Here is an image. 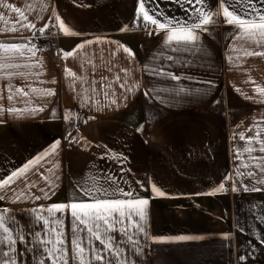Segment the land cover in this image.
I'll return each instance as SVG.
<instances>
[{
  "label": "crops",
  "instance_id": "crops-1",
  "mask_svg": "<svg viewBox=\"0 0 264 264\" xmlns=\"http://www.w3.org/2000/svg\"><path fill=\"white\" fill-rule=\"evenodd\" d=\"M8 2L21 7L36 28L5 32L0 34V42L29 43L33 32L41 35L38 29L49 24L41 40L55 41L60 58L57 61L48 52L37 50L34 57L26 53L19 61L30 65L39 62L37 67L19 69L27 73L26 77L9 78L0 70V108L4 109L0 116V179L35 160L57 141L60 144L53 155L26 173L27 182L35 181L36 187L25 188L24 180L16 181L6 199L0 201V208L14 212L27 226V210L33 207L91 202L82 189L90 186L91 178L102 179L106 172L117 180L126 177L127 183L120 182L125 191L131 187L134 198L150 200L149 216L143 222L146 235L136 237L144 254L133 256V262L264 264V185H255L252 177L235 175L237 167L245 163L249 167H240L241 172L253 171L257 180L264 179V173L254 167L260 161L250 160L247 152L236 158L234 152H243L247 145L238 135L233 139L241 131L246 137L255 136L248 129L256 123L264 129V96L255 90L264 87V56L244 55L245 49L264 53V46L251 43L241 48L239 32L225 23L222 10L219 23L206 26L211 31L202 33V51L173 53L164 46L163 31L156 33L155 26L147 30L133 26L138 0ZM217 6V0L205 5L213 9ZM257 6L264 10V2L258 0ZM240 7L243 5L237 11ZM146 8H156L177 19L188 17L174 0H153ZM0 11L10 17L9 24L0 22V27H10L16 14ZM54 13L61 17L67 32L59 27ZM157 18L162 20L161 16ZM149 31L153 34L148 35ZM82 44L83 48L78 47ZM124 46L134 53L133 57L123 51ZM67 52L73 55L65 56ZM160 52L180 57L181 62L154 59ZM145 65L164 67L192 79L171 81L152 74ZM68 70L75 76L67 75ZM181 87L191 93L176 95L173 90ZM16 88L29 94L15 95ZM33 88L38 91L33 92ZM129 88L132 91H127ZM45 89L55 94L40 95ZM155 89L164 91L157 94ZM145 92L150 93L147 99ZM10 94L14 96L12 101L7 99ZM112 99L116 104H111ZM11 107L44 110L20 117L8 113ZM260 139L264 140V132ZM251 146L257 149L252 156L264 157L258 151L259 144L254 141ZM106 153L107 158L101 159ZM111 153H122L127 159L123 163L114 161ZM234 181L239 191H232ZM153 183L166 193L164 197L155 196ZM221 183L226 192L217 191ZM245 185H255L261 191H243ZM22 188L41 199L12 202L8 198L13 196L12 189ZM41 188L50 198H44ZM63 218L65 247L72 264L70 210ZM177 236L193 239L155 242V238ZM27 244V240L18 243V252ZM241 256L246 259L241 261ZM22 264H33L31 253L23 256Z\"/></svg>",
  "mask_w": 264,
  "mask_h": 264
},
{
  "label": "snow or ice",
  "instance_id": "snow-or-ice-1",
  "mask_svg": "<svg viewBox=\"0 0 264 264\" xmlns=\"http://www.w3.org/2000/svg\"><path fill=\"white\" fill-rule=\"evenodd\" d=\"M174 2L184 8L188 14L187 19L181 17H168L164 13H160L156 8H146V4L153 3V0H138V9L133 18V26L141 27L143 29H150L151 26H155L156 33L164 32L163 43L164 46L173 53L183 52H200L202 33H208L211 31L206 26L210 24L219 23V17L222 16L224 21L228 25L235 26V29L239 32L237 37L238 41H241V48L244 44L255 43L258 47L264 46V10L257 6L258 0H217L218 6L213 9L211 7H205L210 3V0H174ZM264 2V0H260ZM185 5H191V8L184 7ZM240 7L239 11L237 8ZM28 11L33 9L29 5ZM0 9H5L8 12L16 14L15 22L10 27H0V34L5 32L16 33L21 28L31 31L36 28V24L28 21V16L25 11L8 0H0ZM231 9V10H230ZM151 13V14H150ZM55 21L65 32L68 29L65 27L63 20L58 14H55ZM161 16V19L157 17ZM10 17L6 11H0V22L4 25L9 24ZM52 17H49L51 22ZM20 25V28L17 27ZM56 24H52V27H56ZM49 27V24H45L44 27L38 29L39 33L43 35L45 30ZM123 30V29H122ZM153 32L149 31L148 35H152ZM215 35V32H212ZM35 37V32H33ZM99 41V38H97ZM87 44H91L92 41H87ZM83 48L84 45L78 46ZM36 46L29 43H3L0 42V70L5 71L6 75L11 78L14 76L26 77L27 73L19 71L21 68L31 69L37 67V65L21 64L19 61L25 59L26 53H31V57L36 55ZM123 51L127 53L129 57H133L134 53L126 46L123 47ZM235 51V49H233ZM73 55L72 52L65 53V56ZM246 56H264V53L259 51H247L244 50ZM31 57H27L31 59ZM154 59L163 58L173 64L180 63V57H174L173 55H165L164 52H160ZM231 61L233 58L229 56ZM145 68L152 74L161 77H167L171 81H180L182 79H192L191 76H178L171 71L165 70L164 67H149L145 65ZM127 71V70H125ZM36 75H40L37 73ZM67 75L75 76V73L68 70ZM119 80V76L116 77ZM55 83V81H52ZM124 88V84L120 85ZM8 88L11 89V83L8 84ZM262 96H264V87H257L255 89ZM33 92L38 90L33 88ZM127 91H132L131 88ZM157 94L164 89H155ZM176 95L190 94V89L183 87L173 90ZM199 91V89H197ZM237 91H239L237 89ZM29 93L24 92L21 88L15 89V95L27 96ZM55 93L52 90H42L40 95L52 96ZM146 99L150 97L149 92H145ZM105 98H108V93H104ZM13 94L8 95L7 99L12 101ZM126 99V97H125ZM111 104H116V100L112 99ZM163 102V100H162ZM28 103H31L30 101ZM41 108H23L19 109L11 107L7 111L13 116H34L38 112H42ZM55 115V112L52 113ZM4 115V109L0 108V116ZM65 119H69V116H65ZM3 122V121H0ZM237 127H242L238 125ZM137 129V131H141ZM249 132H255V136H245L243 131L234 134L233 139H236V135L239 136L240 141H246V145L243 148V152L237 150L234 155L239 159L244 152L248 153L250 160H259L254 167L259 169L261 173H264V157H254L252 153L257 149H254L251 145L255 141L259 144L258 151L264 153V140L260 139L261 132L264 129L260 127L259 123L253 124L248 129ZM60 142L57 141L51 145L50 149L36 157L35 160L29 161L22 168L14 170L6 178L0 179V201H4L8 196V189L13 183L18 180L25 181V188L36 187V182H27L26 173L30 169L40 164L41 160L53 155ZM106 148V146H104ZM106 155L101 156V159H106ZM114 161L118 160L123 163L127 157L122 153L117 155L115 153L110 154ZM50 162V161H46ZM55 167V165H54ZM240 167L248 168V164H242L237 167L235 175L237 177L245 178L252 177L255 185H264V179H256V173L253 171L241 172ZM49 172L52 169H48ZM123 172V169H121ZM120 180L127 183L126 177L121 176ZM120 180L108 173L102 174V179L91 178L90 186H86L82 189L84 196L88 197L91 202H72V203H55L48 207L39 206L33 207L28 211L29 224L27 226L22 225L18 220L16 214L7 208H0V264H22L23 256L27 253H31L33 264H69V249L65 247V221L63 214L66 210H70L71 216V261L72 264H140L139 260L133 262L132 257H139L144 254L143 248L140 246V241L137 236L146 235V229L144 221L149 216L150 200L147 198H134L133 191L129 187L128 191L122 186ZM242 182V181H241ZM52 181L49 180V185ZM243 187V191H261L257 186ZM152 192L157 197H164L166 193L155 185L151 186ZM240 189L235 186L232 191H239ZM219 192H226L225 184L219 185ZM13 196L8 197L12 202L19 200H40L41 196H30L26 194L25 190L12 189ZM44 198H50L49 193L44 188L40 189ZM215 194V193H213ZM61 214L57 216V214ZM264 219V217H262ZM116 234H119V239L116 238ZM229 239L230 237H225ZM193 237L190 236H177V237H160L155 238V242H167V241H183L190 240ZM28 241L21 251L18 252L17 244ZM245 256H241L240 260H245Z\"/></svg>",
  "mask_w": 264,
  "mask_h": 264
},
{
  "label": "built area",
  "instance_id": "built-area-1",
  "mask_svg": "<svg viewBox=\"0 0 264 264\" xmlns=\"http://www.w3.org/2000/svg\"><path fill=\"white\" fill-rule=\"evenodd\" d=\"M41 35H35V37L30 36V42L31 44H34L36 46V49L42 52H48L50 58L55 59L59 61L60 58V52H59V47L56 44L55 41H42L41 40Z\"/></svg>",
  "mask_w": 264,
  "mask_h": 264
},
{
  "label": "rangeland",
  "instance_id": "rangeland-1",
  "mask_svg": "<svg viewBox=\"0 0 264 264\" xmlns=\"http://www.w3.org/2000/svg\"><path fill=\"white\" fill-rule=\"evenodd\" d=\"M58 110H60V106H59V104H58Z\"/></svg>",
  "mask_w": 264,
  "mask_h": 264
}]
</instances>
